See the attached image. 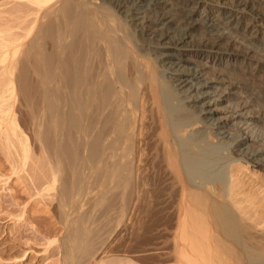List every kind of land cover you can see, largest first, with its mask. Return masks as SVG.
I'll use <instances>...</instances> for the list:
<instances>
[{"label":"bare ground","instance_id":"bare-ground-1","mask_svg":"<svg viewBox=\"0 0 264 264\" xmlns=\"http://www.w3.org/2000/svg\"><path fill=\"white\" fill-rule=\"evenodd\" d=\"M21 2L31 7L26 8L25 3L24 7ZM20 3L28 12L30 8L34 10L29 12L35 16L26 35L32 37L26 43L22 39L25 34L12 40L1 37L0 62L9 75L5 90L12 96L18 92L22 97L40 144L38 148L48 158L47 168L51 171L47 176L57 190L63 230L59 264H88L91 258H97L100 247L96 244L104 235L102 224L93 227L98 206L108 204L106 208H111L119 190L124 208L150 205L154 197L151 190L158 186L170 190L172 201L179 208L178 237L183 242L180 257L203 249V264H228L229 254H219V250H224L221 246L216 252L218 242L215 247L212 241L216 238L219 244L232 247L223 225L226 227L233 216L239 235L248 238L246 252L237 248V260L240 264H264V200L259 190L251 188L253 183L244 185L238 173L228 170L229 164L235 162L264 168V131L257 124H249L251 118L262 114L248 110L254 105L249 97L228 101L233 88L245 85L243 72L253 76V87L264 90V0ZM210 6L216 7L215 11ZM200 9L208 13L200 15ZM25 26L23 29L27 30ZM129 26L133 33L128 32ZM136 33L141 40L134 42ZM189 55L207 61L215 55H225L233 61V67L215 68L214 74L209 73L206 62L193 61ZM151 56L159 63L157 68ZM241 63L246 68L238 67ZM239 68L242 75L237 72ZM221 82L226 85L217 86ZM163 83H169L175 92L173 99L164 93ZM174 99L191 114L181 118V107L172 105ZM224 101L229 105L219 108ZM258 106L257 112L263 113L264 104ZM219 111L237 122L217 116ZM229 126L237 132H229ZM210 138L217 143H211ZM249 139L262 147L253 146ZM222 149L228 152L223 155ZM94 185V202L88 206ZM200 205L204 214L195 209ZM104 207L102 211L106 210ZM117 208L113 206L116 212ZM126 208L122 212L128 213ZM131 210L125 214L130 215L136 207ZM105 213L102 212L103 218L109 212ZM110 213L105 217L113 216ZM196 218L203 220V244L188 241L194 237L187 235L186 224L191 226ZM109 221L105 219L107 224ZM106 228L104 232H108ZM231 249L225 248L230 254L235 250Z\"/></svg>","mask_w":264,"mask_h":264},{"label":"rangeland","instance_id":"rangeland-1","mask_svg":"<svg viewBox=\"0 0 264 264\" xmlns=\"http://www.w3.org/2000/svg\"><path fill=\"white\" fill-rule=\"evenodd\" d=\"M93 1L96 3L97 2L100 3L103 0H93ZM21 3L20 0L19 1L0 0V41L2 39L1 37H3V40L4 39L6 40L7 38L10 40L11 38L14 39V37L21 38V36L25 34L24 36H22L23 37L22 39L26 43L32 37L29 36L27 38L26 35L28 33L29 28L33 24V22L31 23L30 20L32 19L33 21V17L35 16L29 14V12L31 10L30 13H32V11L34 10H32L33 8H30L28 12V9L26 8L31 7V5L25 2H21ZM24 3L25 5L27 4L26 8H22L23 6L25 7ZM20 4L23 6L22 7L19 6ZM211 8L214 9L213 11H215L216 9V7L215 8L211 7ZM26 10L28 12V16ZM198 13L200 15L202 14L206 15L208 11H206L205 9L204 10L200 9ZM28 22H30L31 24L29 23L30 25H28ZM24 26L25 28L27 27V30L23 29ZM127 30L129 33H133V29L130 26L128 27ZM134 35H133V41L134 42L139 41L138 40L140 39L138 38L140 36L139 33H136L135 36ZM188 57L193 61H197L196 59H198L199 61L201 60L203 62H206L207 65L206 69L209 70V73L211 72L213 74L216 72L215 70H213L215 68L228 70L230 69V67H233L231 66V63H233V61H229V57L225 55H215L212 57V60L208 59V61L202 58L201 56L189 55ZM151 59L154 62L155 67L157 68L159 66V63L155 62L152 56ZM239 65L238 67H240L241 69L246 68L244 66V63H241ZM240 68L237 70V72L238 73L241 72V75L244 73L242 76H244L243 79L245 80L244 83L245 85L239 84L238 86L240 88L238 87L233 88L231 90L232 94L228 96V101L237 102L240 101L245 96L249 97L252 100V102H254V105L250 106L248 110L252 109L256 113V115H260V113L262 114V116H260L259 118H251V120H249V124H254V125L257 124L256 126L262 128L263 130L262 129L261 130L264 131V112L262 113V110L261 112L260 111L257 112L260 108L258 105L261 102L264 104V100H263L264 90L259 89L256 86L253 87V85H251L254 83V81L252 80L253 76L248 74L249 72L242 73ZM4 69L5 68L3 63L0 62V94H1L0 95V264H59L63 256L62 247H61V238L63 236V230L61 229L62 225L60 223V217H59L57 190L56 188H54L52 181H49L51 180L50 176L49 178L47 176L50 174L49 172L51 171V170L48 171V168H50L49 163L47 162L48 158L47 156H45V153L42 151V149L38 148L40 144L39 141L35 139L34 126L31 123V119H28L30 118L28 113L29 109L22 100V97L18 94V92H16L14 96H12L9 94V92L5 90L7 89L6 83L8 82L9 75L8 73H5L6 70L4 72ZM221 78L224 80H228L226 76H222ZM221 78L219 80H221ZM216 84L219 87L226 85V83L224 82L216 83ZM163 88H164L163 89L164 93L169 95L173 99V97L175 96V92L171 89L169 83H165V84L163 83ZM168 91H170L171 93ZM228 101L222 102V104L218 105V107L222 108L225 107L226 105L228 106L230 103ZM172 105L178 106L177 100L175 101L174 99L172 101ZM178 107L179 108L181 107L180 108L181 111L179 113V116L181 118L183 116H184L183 118H185L187 115L191 114L190 112L188 114L187 113L188 111L184 109L185 105ZM228 115H229L228 113H225L223 111H219L217 113V116L220 117L225 118L227 116V119H229L228 121L232 120L231 121L232 123L237 122L236 119L229 118ZM245 127L246 126H244V128ZM195 128L196 127H193L192 129L195 130ZM227 129H229V132L231 133L237 132V130H234L233 127L231 129L230 126L227 127ZM190 130L191 129H189V132ZM189 132L187 130L186 135ZM209 140H211V143L213 144L217 143L218 141L216 139L213 140L212 138H210ZM248 142L251 143L252 145L254 144L253 146L256 145L258 147H262L260 146V144H258L257 142H252L250 139L248 140ZM245 146L243 147L245 148ZM243 147L241 148L237 147L236 149H242ZM24 148H26L27 151H24ZM222 151H223L222 153L223 155H225L228 152V150L226 149L225 150L222 149ZM25 154L27 155L25 156ZM236 154H241V153L236 152ZM41 157H44L45 161ZM44 163L48 165H44ZM228 170L234 174L238 173V175L237 174L235 175H237L238 177H240L239 179H242L244 181V182L242 181L243 184L245 183L244 185L246 184L248 185V183H250L252 186L254 184L251 188L257 191L259 190L258 192L262 196V199L264 200V168L255 166L253 163L235 162V164L232 165L229 164ZM44 174H46L48 178L46 182L45 179L47 178L45 177ZM94 182L95 181L92 180V183H90L92 187ZM50 187H52V189ZM158 187L155 188L157 190V193L156 192L154 193L155 189L153 190L152 188L153 191L151 190L152 195L154 196L151 198V200L155 202L151 201L150 205H148L149 203H147L146 206H144L145 204L144 205L141 204L144 207L140 206V204L135 205L134 207H130L131 209L133 208L132 210L127 207L129 209L128 213L127 211L122 212V210L124 211L126 208V207L124 208L125 206L124 201L120 195L122 194V192H119L120 191L119 190L116 193L119 195H117L118 196V198H116L117 200L115 199L114 201L112 200L111 197L113 196L114 193L112 191L109 192L111 196H109V194L108 196L109 198L111 197L110 200L113 201L112 205L114 204L113 205L114 209L116 210L117 206L118 207L121 206V208L119 207V209L122 210L120 211L117 208V212H116L115 210H113V206H111V208L108 207L107 209L106 208V206L108 205L107 202H106L107 205L105 207H104L105 204L101 205L102 208L101 206H98L99 208L97 207L98 209L97 211H95V216L97 221L95 222V225L93 224V227L98 226V223L102 224L103 233L106 237L102 234L101 239L103 241L101 239H100L101 241L100 240L98 241L97 239L98 243L96 244V246H98L97 248L100 247L101 250L100 248L98 249L99 251L97 250L98 251V254L96 255L97 258L96 259L91 258L88 264H203V259H202L203 249L201 250V252L197 250L194 251L192 250L188 253L187 257L186 256L180 257L179 251L180 249L182 250L183 242L178 237L179 234L178 223L180 219L179 208L177 207V204L172 201V196L171 193L169 192L170 190L160 187L158 188ZM94 188L95 191H93V193L90 195V198L92 199H89L88 206L94 202L93 196L95 195L94 192L97 191L96 185H94ZM161 190H163V192H161ZM165 192L168 193V195ZM157 194L158 195L160 194V196H158ZM157 199L158 201H156ZM90 200L92 201L90 202ZM160 203L161 205H159ZM103 207L104 209L106 208V210H104L106 211V213L111 212L110 215L111 214H113V216L116 215L115 218L112 215H111L112 217L109 215L110 218L105 217L109 213L108 214L105 213L106 215L103 218L102 216V212H104L102 211ZM135 207L136 210L134 211ZM212 208L210 209V211H212L213 213L214 212L217 213V211H215V208L214 209ZM195 209L196 211L197 210L201 211V212L199 211L197 212L204 214L203 212L205 209L201 205L196 206ZM130 210L132 212L134 211L135 214L133 212L130 215H127L130 213ZM114 211L115 213H112ZM99 212L101 216H99L100 215ZM96 213L98 216L96 215ZM116 213L119 215V217L117 216ZM55 214H57L58 216ZM132 214H134L132 216L133 219H131L132 217L130 218ZM122 215H124V217H122ZM197 217H199V215ZM100 218L102 221L100 220ZM199 218H196V221L198 219L197 222L194 221L193 224L190 223L191 226H189V223H187L186 229L188 230L187 235L194 237V239L188 238V241L191 242L192 240V242H194L195 240V242L198 241L201 244H203V240H202L203 220H201L203 218L201 219ZM231 218L232 220H230ZM105 219L107 223L110 219L109 224L105 222ZM129 219L132 221H129ZM235 220H236L235 217L233 216L229 217L230 223L228 221L227 225L229 226L230 229L227 227V225L226 227L223 225V228H225V231L223 232L226 233V230H228L226 236H228V240L232 242L233 250L235 249L234 251H231V254L230 252L227 253L229 249L232 250L231 244L230 245L226 244L224 245L225 246L224 247L223 245H221V243L219 244V241L215 240L216 238H214L212 241L213 245L214 243L216 245L218 242L216 252H218L219 250L218 247L221 246L220 247L221 250L223 249L224 250L223 251L219 250V254L220 252L222 253L224 251L226 252L225 256L229 254L226 257L227 260L229 258L228 261L231 260L230 262H228V264H232V263L240 264V261L237 260V258L239 257L237 248L240 250L242 249L245 250L246 241H248L247 237H245L247 239L246 240L245 238L243 239L244 236L242 237L241 235H239L238 229H236L238 223ZM232 221H233L232 224L233 227L231 225ZM195 223L198 224L196 225ZM106 225L108 227L109 225H111L109 227L110 229H108ZM104 227L105 228L107 227L106 229L108 232L106 231L104 232L105 229ZM99 228L101 227L99 226ZM199 230H201L200 233H198ZM190 232L193 233L191 234ZM223 232L222 234L224 235ZM199 234L201 237L199 236ZM200 243L197 244L201 245ZM101 244L103 248L101 247ZM226 247L228 249L227 251L225 250ZM108 249H110L111 251ZM216 252L215 255H218ZM189 255L190 256L192 255L191 257L193 258H191ZM233 256L235 257L233 258ZM188 257H190L191 263ZM214 257L216 258V256ZM100 258L102 259L101 261ZM195 258L196 261L194 260ZM232 259L234 262L232 261Z\"/></svg>","mask_w":264,"mask_h":264}]
</instances>
